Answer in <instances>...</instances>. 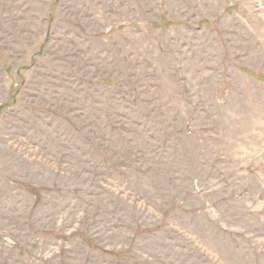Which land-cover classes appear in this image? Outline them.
I'll use <instances>...</instances> for the list:
<instances>
[{"label": "rangeland", "instance_id": "1", "mask_svg": "<svg viewBox=\"0 0 264 264\" xmlns=\"http://www.w3.org/2000/svg\"><path fill=\"white\" fill-rule=\"evenodd\" d=\"M0 264H264V0H0Z\"/></svg>", "mask_w": 264, "mask_h": 264}, {"label": "trees", "instance_id": "2", "mask_svg": "<svg viewBox=\"0 0 264 264\" xmlns=\"http://www.w3.org/2000/svg\"><path fill=\"white\" fill-rule=\"evenodd\" d=\"M164 20V19H163Z\"/></svg>", "mask_w": 264, "mask_h": 264}]
</instances>
